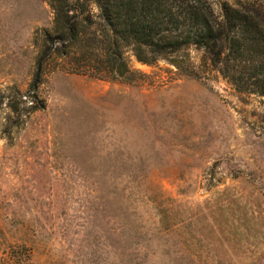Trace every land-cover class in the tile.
I'll return each instance as SVG.
<instances>
[{
	"label": "rangeland",
	"instance_id": "rangeland-1",
	"mask_svg": "<svg viewBox=\"0 0 264 264\" xmlns=\"http://www.w3.org/2000/svg\"><path fill=\"white\" fill-rule=\"evenodd\" d=\"M52 23L0 0V264H264V97L194 46L129 54L136 84L57 60L34 89Z\"/></svg>",
	"mask_w": 264,
	"mask_h": 264
},
{
	"label": "trees",
	"instance_id": "trees-1",
	"mask_svg": "<svg viewBox=\"0 0 264 264\" xmlns=\"http://www.w3.org/2000/svg\"><path fill=\"white\" fill-rule=\"evenodd\" d=\"M46 1L53 23L38 32L34 89L57 60L70 73L136 84L145 75L129 54L176 63L194 46L237 91L264 97V0L223 1L219 13L210 0Z\"/></svg>",
	"mask_w": 264,
	"mask_h": 264
}]
</instances>
